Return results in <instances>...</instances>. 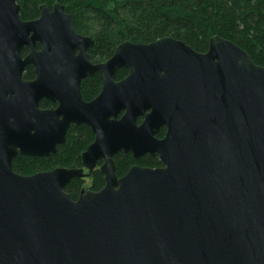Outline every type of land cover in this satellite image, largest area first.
Listing matches in <instances>:
<instances>
[{
	"label": "water",
	"instance_id": "obj_1",
	"mask_svg": "<svg viewBox=\"0 0 264 264\" xmlns=\"http://www.w3.org/2000/svg\"><path fill=\"white\" fill-rule=\"evenodd\" d=\"M39 10L23 21L17 0H0V264H264V67L218 36L203 53L125 41L92 64L93 40L64 6ZM95 74L101 90L85 102ZM72 124L94 135L81 168L14 172L17 155L54 154ZM120 152L163 167L118 178ZM100 160L103 188L73 201L65 187Z\"/></svg>",
	"mask_w": 264,
	"mask_h": 264
},
{
	"label": "trees",
	"instance_id": "obj_2",
	"mask_svg": "<svg viewBox=\"0 0 264 264\" xmlns=\"http://www.w3.org/2000/svg\"><path fill=\"white\" fill-rule=\"evenodd\" d=\"M56 3L64 6L75 31L93 40L88 55L94 64L107 61L125 41L148 44L171 37L203 53L209 39L218 36L233 42L254 64L264 67V0H17L23 21L38 18L41 5L51 9ZM126 74L125 69H120L114 79L119 81ZM34 77V68L27 66L23 79ZM100 87L97 75L85 79L81 85L83 100H93ZM93 140L94 135L87 126L72 125L65 144L59 146L55 154L43 158L18 155L12 161V168L25 176L55 168H81V155ZM114 162L118 177L134 164L148 167L158 164L157 159L150 156L136 161L130 154L123 153L116 155ZM100 164L89 176L88 189L93 192L104 186ZM84 186L85 180L77 178L64 191L75 201Z\"/></svg>",
	"mask_w": 264,
	"mask_h": 264
},
{
	"label": "flooded vegetation",
	"instance_id": "obj_3",
	"mask_svg": "<svg viewBox=\"0 0 264 264\" xmlns=\"http://www.w3.org/2000/svg\"><path fill=\"white\" fill-rule=\"evenodd\" d=\"M39 15H40V14H39ZM35 19H37V18H35ZM35 19H33V20H35ZM29 21H31V20H29ZM37 49H39V47H37ZM27 52H28L27 49H24V50L22 51V56H25V55L27 54ZM90 62H91V61H90ZM91 63H92V62H91ZM102 63H103V62H102ZM92 64H94V63H92ZM96 64H99V63H96ZM121 69H124V68H121ZM118 70H120V69H118ZM118 70H117V71H118ZM125 70H126V69H125ZM117 71H116V72H117ZM126 71H127V70H126ZM116 72H115V74H116ZM127 74H128V72H127ZM127 74H126V76H127ZM95 75H97V74H95ZM92 76H94V75H92ZM97 76H98V75H97ZM114 76H115V75H114ZM126 76H125V77H126ZM89 77H91V76H88V77H86L85 79H87V78H89ZM98 77H99V76H98ZM125 77H124V78H125ZM34 78H35V77H34ZM34 78H33V79H34ZM124 78H122V79H124ZM33 79H32V80H33ZM85 79H84V80H85ZM99 79H100V78H99ZM122 79H121V80H122ZM84 80H83V81H84ZM27 81H31V80H27ZM83 81H82V82H83ZM114 81H116V80L114 79ZM119 81H120V80H119ZM82 82H81V85H82ZM100 82H101V80H100ZM116 82H117V81H116ZM101 86H102V83H101ZM100 90H101V87H100ZM99 92H100V91H99ZM80 93H81V87H80ZM97 96H98V95H97ZM97 96H96V97H97ZM96 97H95V98H96ZM95 98H94V99H95ZM82 99H83V98H82ZM94 99H93V100H94ZM91 101H92V100H91ZM85 102H90V101H85ZM57 106H58V103H51L50 101H48V100H46V99H42V100L39 102V108L42 109V110L55 109V108H57ZM122 115H123V112L119 114V118H120ZM141 122H142V118H139V119L137 120V124L139 125V124H141ZM72 125H73V124H72ZM72 125H71V126H72ZM71 126H70V127H71ZM75 126H80V125H75ZM85 126H86V125H85ZM70 127H69V129H70ZM88 128H89V127H88ZM69 129H68V131H69ZM89 129H90V128H89ZM90 130H91V129H90ZM68 131H67V133H68ZM165 133H166V129H165L164 127H162V128L159 129V131H158V133L155 135V137H156L157 139H159V140H160V139H163L164 136H165ZM62 146H63V145H62ZM58 147H59V146H58ZM58 147H57V148H58ZM56 151H57V149H56ZM120 153H123V152H120ZM120 153H118V154H120ZM54 154H55V153H54ZM118 154H116V155H118ZM123 154H126V153H123ZM116 155H115V156H116ZM130 155H131V154H130ZM17 156H18V155H17ZM17 156H16V157H17ZM20 156H21V155H20ZM49 156H50V155H49ZM115 156L113 157V161H114ZM131 156H132V155H131ZM145 156H150V155H145ZM145 156H142L141 158H143V157H145ZM16 157H15V158H16ZM25 157H26V156H25ZM47 157H48V156H47ZM150 157L157 159V162H158L157 166H155V167H148V166H141V165H137V164H134V165H132V166H138V167H143V168H151V169H155V168H161V167H163V165H162V163L160 162V160H159V158H158L157 155H155V156H150ZM35 158H36V157H35ZM41 158H43V157H41ZM132 158H133V157H132ZM133 159H134V158H133ZM139 159H140V158H139ZM139 159H137V160L134 159V160L138 161ZM99 162L101 163V164H100V166H101V165H102V161H101V160L98 161L97 164H98ZM114 163H115V162H114ZM132 166H131V167H132ZM96 167H97V166H96ZM131 167H130V168H131ZM130 168H129V169H130ZM99 169H100V168H99ZM115 169H116V166H115ZM129 169H128V170H129ZM128 170H127V171H128ZM127 171H126V172H127ZM85 172H87V170H84V173H85ZM100 172H101V171H100ZM90 174H91V173H85V175L83 176L82 179L90 181V178H89ZM123 175H124V174H123ZM123 175H122V176H123ZM116 176H117V175H116ZM122 176H120V177H122ZM117 177H118V176H117ZM120 177H118V178H120ZM88 183H89V182H88ZM87 190H89V189H88V184L86 185V182H85V186H84V188L81 190V192H82V191H87ZM90 191H91V190H90ZM81 192H80V193H81ZM79 195H80V194H79Z\"/></svg>",
	"mask_w": 264,
	"mask_h": 264
},
{
	"label": "rangeland",
	"instance_id": "obj_4",
	"mask_svg": "<svg viewBox=\"0 0 264 264\" xmlns=\"http://www.w3.org/2000/svg\"><path fill=\"white\" fill-rule=\"evenodd\" d=\"M85 173H87V172H85ZM85 182H86V185H87L89 181L88 180H85Z\"/></svg>",
	"mask_w": 264,
	"mask_h": 264
}]
</instances>
